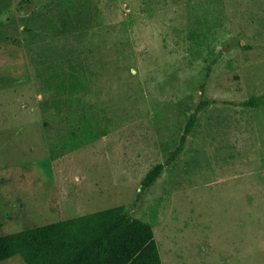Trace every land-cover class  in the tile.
Wrapping results in <instances>:
<instances>
[{
    "label": "rangeland",
    "instance_id": "obj_1",
    "mask_svg": "<svg viewBox=\"0 0 264 264\" xmlns=\"http://www.w3.org/2000/svg\"><path fill=\"white\" fill-rule=\"evenodd\" d=\"M260 95L264 0H0V235L123 206L162 264H264Z\"/></svg>",
    "mask_w": 264,
    "mask_h": 264
},
{
    "label": "trees",
    "instance_id": "obj_2",
    "mask_svg": "<svg viewBox=\"0 0 264 264\" xmlns=\"http://www.w3.org/2000/svg\"><path fill=\"white\" fill-rule=\"evenodd\" d=\"M241 104H264V95ZM195 124L196 114L191 113L167 164L182 153ZM163 170L164 164L155 165L145 174L142 186H151ZM15 255L26 264H162L152 226L132 218L123 206L0 235V261Z\"/></svg>",
    "mask_w": 264,
    "mask_h": 264
}]
</instances>
